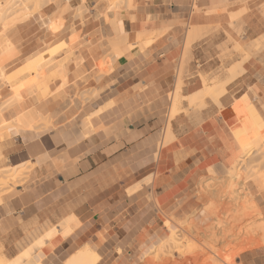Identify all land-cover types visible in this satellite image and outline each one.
<instances>
[{
    "label": "crops",
    "instance_id": "0c3cea01",
    "mask_svg": "<svg viewBox=\"0 0 264 264\" xmlns=\"http://www.w3.org/2000/svg\"><path fill=\"white\" fill-rule=\"evenodd\" d=\"M213 26L221 30L207 42L188 41L189 31ZM230 40L247 59L215 84L223 92L169 120L184 53L194 72L216 65V47ZM0 70V121L13 123L0 129V157L30 166L0 200V239L24 246L75 216L78 227L49 264L94 249L84 243L100 232L117 255L145 245L146 232L154 237L158 215L195 212L200 182L244 155L242 123L264 135V0H54L0 25ZM183 83L182 98L203 90L195 78ZM39 118L50 123L30 133L15 126ZM247 189L264 219V170ZM238 261L264 264V244Z\"/></svg>",
    "mask_w": 264,
    "mask_h": 264
},
{
    "label": "rangeland",
    "instance_id": "374dc122",
    "mask_svg": "<svg viewBox=\"0 0 264 264\" xmlns=\"http://www.w3.org/2000/svg\"><path fill=\"white\" fill-rule=\"evenodd\" d=\"M53 1L54 0H49L46 5L52 3ZM194 11H197L196 7H194ZM28 12L29 11H27L26 13ZM80 13L81 12H78V15H80ZM30 15H26V16H30ZM220 30L221 28L219 26L208 27L206 28V30L200 32V35L197 40H199V42L201 43L203 42L205 43L209 40L208 36L210 34L219 33ZM188 46H189V42L186 43V48H188ZM234 47L235 44L232 41L230 43L224 42L220 46H217L216 47L217 52L215 58L210 59L212 61L214 60L216 62V65L214 66L206 65V67L198 66L194 72H188L187 70V64L191 63L192 61L190 55V49H189L187 52L184 53L182 57L177 72V81L178 80L180 81V85L178 83L176 88H179V86H181L182 88L184 86L183 78L185 75L188 78H195L199 80L202 89H204L205 86H209V85L213 87L215 84L223 81L227 73L229 72L228 70H231L237 61L243 62L242 61L243 58L241 59V56H238L240 54L235 51ZM2 75L3 72L0 70V77H2ZM239 75H237L236 77H238ZM180 95H181V90H180ZM182 101L185 100L180 99V103L177 106V112L175 113L176 115L182 111L186 116H189L192 114V112H189V110L190 111L194 110V112L197 113L206 106V105L203 106L204 103L191 105L186 101L185 104L187 105V108L182 109L181 108L183 103ZM171 103H172V96H171ZM170 110L168 115L169 120L172 119V113ZM12 124L13 123H4L3 121H0V129L7 128ZM245 124L246 122L242 123L241 126H244ZM15 126L21 132H27V133L33 132L35 129H37V127L36 128L24 127L20 123L19 124L16 123ZM42 126L46 127L47 125H42ZM250 131L252 133L251 141L248 144L245 145L243 144V148L241 151L242 152L241 155L243 154L244 155L240 159L238 158L239 160L237 159L238 161L234 163L231 167H229L227 170H225L223 173L217 174L210 171L209 177H207L206 179L200 182L195 192V197L199 202L198 204L199 206L197 207L195 212L189 214L164 213L158 215L159 219L157 220L156 224L153 225V227L156 228L155 229L156 235L154 237L150 238L148 234L149 232H146L142 234L139 239L140 242H146L145 245H134L133 247L131 246V250L125 249V251H121L120 249L115 248L113 252L117 253V255L113 254L110 248H106L105 250L103 248V245H101L103 243V232L93 235L90 240L85 241L86 243L84 244H89L94 247V250L99 257L97 264H239L238 258L243 251L252 250L255 248H259V250L260 249L262 250V245L264 244V226H263L264 219L258 207L255 204L254 197L250 194V192L247 189V181L254 176L262 177V172L264 170V135H258L256 133V130L250 129ZM238 164L243 165L241 169L242 173L240 172L242 175H240L241 177H238V179L235 182L230 183L229 181H226L227 186L225 185L226 188L223 190L226 191L225 192L226 195L223 192L222 194L224 196L222 197L221 200H218L216 198L212 199L211 197L206 195L205 192H203L204 190L203 187L206 188L207 186L208 188V184H210V186L212 187L216 183L215 184L216 186L218 180L223 181L225 178L227 179V176L230 173V169L232 167L238 166ZM22 166L23 167L20 168V171L23 173V175L21 173H19L20 177L18 175L19 179L22 177L20 181L17 179L14 180L15 179L14 176L15 177L17 176L14 175L11 180H14L13 182L16 181V183L10 181L8 177L5 179H8L10 182L9 181L6 182L5 180V185L0 184L1 185L0 200H2V197L4 195L9 193L10 191H13V189H15L17 185H20L25 180L30 166L28 164L26 165L23 164ZM11 167L13 166L8 164L7 160H4L0 157V170H8L9 172L8 174H13V170H9ZM231 184L233 186H230ZM229 192L232 193L234 192V193L232 195ZM227 195L232 196L233 197L232 199L234 200H235L234 198L235 196H237V198L235 201L233 200L232 202L231 197H228ZM241 199H243L245 203ZM247 202L248 203L253 202L252 204H254L255 206V211L257 210L256 212L258 213L249 210L244 211V205L248 204ZM241 203L243 206L241 205ZM166 221L167 223L171 222L172 226L175 227L176 231H178V229H180L181 227L180 231L183 228L186 229L187 232H189L188 234L187 233L185 234L183 230L182 232L180 231L176 232L178 234H181L180 242L178 239L179 236L176 237L177 239L175 240V241L178 240L177 242L178 246L177 243L175 244V241L168 243L170 244L169 245L170 247L173 246L174 244L176 245V247H178V249L180 250L179 252L180 256L177 254L178 252L176 253L177 251L176 247L172 251L171 250L172 247L170 248L168 246L170 251H172L171 253L173 254V256L171 255L172 258L166 257L168 256V253H170V251L165 252L168 250V248L165 247L167 246V244L164 245L163 243L165 242H162L163 240L165 241V238L167 237V233H168L167 225L165 223ZM258 225H261V227L259 230H256L255 227H257ZM216 227L217 229H215ZM23 232L25 233V231ZM182 234L185 235L184 237L185 240L182 239L183 238ZM187 237L188 239L186 240ZM34 241L35 240H31L30 242L26 243V245L23 246V245H18L16 242L10 241L6 238H2L0 239V258H2L6 262L12 261L15 257H18L19 259L20 257L24 256V254H22L24 250H26ZM159 245L160 246L162 245L163 250L167 248V250L165 251L162 250V252L167 253V255L165 253L159 254L160 251L158 250L161 249ZM163 245L165 248H163ZM188 245L190 247H188ZM158 246L159 249L157 250ZM14 247H15L14 252H11L12 248ZM57 251H58L57 249L53 251V253L45 260L46 264L47 263L49 264V262L51 263V259L55 256ZM101 251H103L105 256H102L100 254ZM133 252H135L134 256H133ZM156 252L159 255H157ZM163 254H165L166 256ZM175 258L176 259L178 258L177 261ZM209 259H211L213 263H210L208 261ZM167 260L169 263L167 262Z\"/></svg>",
    "mask_w": 264,
    "mask_h": 264
},
{
    "label": "bare ground",
    "instance_id": "6f19581e",
    "mask_svg": "<svg viewBox=\"0 0 264 264\" xmlns=\"http://www.w3.org/2000/svg\"><path fill=\"white\" fill-rule=\"evenodd\" d=\"M49 0H0V25H2L4 28H9L12 24H14L15 22H18L20 20L23 19L24 16L26 15H30V14H34L36 13L37 11L41 10L44 6H46L47 2ZM117 7V5H116ZM27 11H29L28 13H26ZM13 27V26H12ZM15 29V28H14ZM192 31V30H191ZM196 31V30H194ZM194 31L190 32L189 31V34H188V40L190 41L191 39L194 38V36L196 37H199V35H195L194 34ZM195 39V38H194ZM149 42V41H148ZM122 43V40H118L117 42H114L113 43V52H112V55L114 57H118V54H119V51L117 49L116 46L120 45ZM145 43V45L147 44L146 42H143V44ZM130 44V43H129ZM139 44H142V43H138ZM127 45V44H126ZM137 47H140V46H137ZM129 49V48H128ZM235 51L238 52L240 55H241V50H240V47H238L237 45H235L234 47ZM139 50V49H138ZM139 54V53H138ZM137 54V55H138ZM121 55V54H120ZM247 59V56H244V58L242 59V61L246 60ZM236 70L235 69H232L228 72V75H233V73L235 72ZM228 78V76H227ZM225 81V80H224ZM224 83V82H223ZM206 84V83H205ZM221 84V83H220ZM219 85V84H218ZM213 86V85H212ZM223 88H218V87H215V85L213 87H210L209 86H205L203 90H201L199 93H195L193 96L191 97H187V98H182L179 94V88H176L173 95H172V103H171V113H172V117L175 115V113L177 112V106L178 104L180 103V99H183L185 101H187L189 104L191 105H197V104H203V101L207 98H211V99H214V98H218V96L223 92L222 91ZM207 97V98H206ZM205 98V99H204ZM130 99V98H129ZM216 100V99H215ZM218 103V102H217ZM216 103V104H217ZM14 120V118H13ZM12 120V121H13ZM262 122V121H261ZM50 122H49V119L47 118H39L38 121L32 119L29 121L28 124L24 125V127H29V128H36L38 127V125H48ZM256 125H253L251 122L249 121H246V124L244 126H240L239 127V134L242 138V141H243V144H248L250 141H251V137H252V133L250 131L251 130H255V127ZM258 127V126H257ZM165 128V127H164ZM261 128V127H260ZM171 134V133H170ZM165 142V141H164ZM163 145V144H162ZM159 157V156H158ZM33 163V162H32ZM242 166L243 165H239L236 166V167H232L230 169V173L229 175L227 176V179L225 178V182L224 180L220 181L218 180L217 182V185L215 186H210V184H208V188L206 186L203 187V192L206 193V195H208L209 197H211L212 199L213 198H216L218 200H221L222 197L224 196L222 193L226 191H223L226 187L225 185L227 186V182L226 181H229L230 183L232 182H235L238 177H241L240 175H242L241 173V169H242ZM23 167L22 165H13V167H11L9 170H13V174H8V170H0V184L1 185H5V180L6 182L9 181L8 179H10V181H14V180H21V178L19 179L18 178V175L19 173H21L23 175V173L20 171V168ZM258 171V170H257ZM256 171V172H257ZM241 172V173H240ZM14 175H17L16 177ZM14 176V180H11L12 177ZM9 177V178H8ZM20 177V175H19ZM5 178H8V179H5ZM9 181V182H10ZM17 181V182H19ZM11 182V183H12ZM13 183H16L13 182ZM7 184V183H6ZM229 184V183H228ZM0 185V186H1ZM239 185V184H238ZM211 188H210V187ZM230 186H233L232 184ZM211 190H210V189ZM231 188V187H230ZM233 190V189H231ZM231 190H228V191H231ZM230 194L233 195L232 192H229ZM229 194V195H230ZM237 194V193H236ZM234 194V195H236ZM226 195V194H225ZM227 195L228 197H231V200L233 202L234 199H232L233 197L232 196H229ZM242 195V194H241ZM244 196V195H243ZM226 197V196H225ZM246 197V196H245ZM235 200L237 198V196L234 197ZM240 198V197H239ZM242 198V196H241ZM215 199V200H216ZM226 199V198H225ZM230 199V198H229ZM245 199V198H244ZM247 199V198H246ZM214 200V201H215ZM234 200V201H235ZM243 202L244 200L241 199ZM223 202V201H222ZM231 202V201H230ZM239 202V201H238ZM242 202V203H243ZM251 202V201H249ZM214 203V202H213ZM241 203V205H242ZM245 203V202H244ZM248 203V202H247ZM253 203V202H252ZM252 203H248V204H245L244 205V211H255V206L254 204ZM243 206V205H242ZM224 208V207H223ZM217 209V208H215ZM243 211V209H242ZM257 211V210H256ZM255 211V212H256ZM215 212V211H214ZM244 213V212H243ZM258 213V212H256ZM259 215V214H258ZM75 217V216H74ZM74 217H68V218H65L63 220H61L59 223H57L56 225H54L51 229H49L48 231H46L45 233H43L40 237H38L37 239H35V241L26 249L24 250V252L22 254H24L23 257H20L18 259V257H15L12 261L10 262H6L4 261L2 258H0V264H46L45 263V260L53 253V251H55L64 241H66V239L73 233V231L78 227V222L76 221V219ZM258 217V216H257ZM261 217V216H260ZM256 218V217H255ZM260 220V218H259ZM173 222V221H172ZM166 225H167V237L165 238V241L163 240L162 242H165L163 243L164 245L167 244V247L170 245L168 243L172 242V241H175L179 236V242H180V235L181 234H178L176 232L180 231V229H178V231H176L175 227L172 226L171 222L167 223V221L165 222ZM174 223V222H173ZM177 224V223H176ZM263 226H264V223H263ZM189 227V226H188ZM261 227V225H258L256 228V230H259ZM177 228V227H176ZM192 228V227H191ZM254 228V229H255ZM217 229V227L215 228ZM262 229V228H261ZM183 232L186 234H188L189 232L186 231V229H183ZM182 230L180 232H182ZM77 231V230H76ZM218 232V231H217ZM216 232V233H217ZM225 233V232H223ZM196 234V233H195ZM213 234V233H212ZM220 234V233H219ZM216 236V235H215ZM182 239L185 240V235L182 234ZM191 237V235H190ZM217 237V236H216ZM195 238V237H194ZM213 238V237H212ZM188 239V237L186 238V240ZM193 239V238H192ZM206 239V238H205ZM183 241V240H182ZM161 242V243H162ZM178 242L175 241V244ZM196 242V241H194ZM207 242V241H206ZM174 243V242H173ZM188 243V242H186ZM174 244V245H175ZM191 244V243H190ZM194 244V243H193ZM197 244V243H196ZM163 245V248H165ZM173 245V246H174ZM180 245V244H179ZM207 245V244H205ZM160 246V245H159ZM159 246L157 248V250L159 249ZM173 246H169L171 248V250L173 251L174 248L176 247V245L173 247ZM177 246H178V243H177ZM186 246V245H184ZM161 249H159L158 251L159 254H162V253H165V252H168L170 251V249L167 248L166 249H162V245L160 246ZM183 247V246H182ZM188 247H190L188 245ZM205 247V246H204ZM207 248V246H206ZM177 251L176 253L179 255L180 253V250L178 249V247H176ZM195 249V248H194ZM114 250V249H113ZM165 251V252H162ZM189 250V249H188ZM157 251V252H158ZM172 251H170V253H168V256L167 253L163 254L165 255L166 257H171L173 256V254L171 253ZM156 252L157 255H159L158 253ZM181 252H182V249H181ZM58 253V251H57ZM154 253V252H153ZM60 254V253H59ZM58 254V255H59ZM170 255V256H169ZM172 255V256H171ZM183 255V254H182ZM151 256V255H150ZM153 256V254H152ZM164 256V257H165ZM180 256V255H179ZM98 255L96 254V252L94 251V249L90 246H85L84 248L82 249H78L76 250L74 253H71L64 261H63V264H97L98 263ZM180 258V257H179ZM53 259V258H52ZM51 259V260H52ZM161 259H162V256H161ZM176 259V258H175ZM178 259V258H177ZM176 259V261H177ZM166 260V259H165ZM142 261V260H141ZM210 263H213V261L211 259L208 260ZM168 262V260H167ZM52 263V262H51ZM169 263V262H168ZM176 263V262H175ZM48 264V263H47ZM61 264V263H60Z\"/></svg>",
    "mask_w": 264,
    "mask_h": 264
}]
</instances>
